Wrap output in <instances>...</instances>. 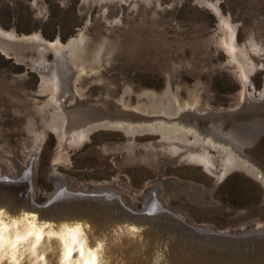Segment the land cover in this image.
<instances>
[{
  "label": "rangeland",
  "instance_id": "obj_1",
  "mask_svg": "<svg viewBox=\"0 0 264 264\" xmlns=\"http://www.w3.org/2000/svg\"><path fill=\"white\" fill-rule=\"evenodd\" d=\"M220 18L235 26L250 67L246 90L257 97L264 85V0H0V30L15 38L35 33L42 41L65 42L82 36L83 57L101 64L74 80L78 95L123 98L149 112L166 108L173 92L179 98L195 92L213 109L237 104L238 79L216 46ZM31 49L24 48L17 62L13 49L0 44V171L13 176L30 168L34 202L60 187L103 185L134 209L153 194L195 225L234 233L264 229V176L240 158L216 179L184 159L189 150L202 149L191 134L176 139L178 145L145 123L127 131L123 122H93L80 142L61 144L54 129L68 113L45 103L38 76L52 53ZM64 95L70 104L73 93ZM206 147L218 168L222 149Z\"/></svg>",
  "mask_w": 264,
  "mask_h": 264
},
{
  "label": "bare ground",
  "instance_id": "obj_2",
  "mask_svg": "<svg viewBox=\"0 0 264 264\" xmlns=\"http://www.w3.org/2000/svg\"><path fill=\"white\" fill-rule=\"evenodd\" d=\"M208 5L214 6L210 3ZM220 28L222 33L216 39V46L224 51L227 58L226 66L232 69L238 79L240 85L238 98L241 109L239 112H234L232 116H230L231 112L213 113L211 117L214 115L215 118L211 121L206 119L204 121L197 115L210 107L195 92L188 93L184 98H179L173 92L166 108L159 106L156 109L155 107V109H151V112L147 111V107L144 110L141 104L132 105L130 102H125L123 98L115 100L113 97V100L106 97L96 99L81 97L74 88V80L81 73L97 71L101 64L98 59L87 60L83 57L82 36L71 38L66 44H60L58 40L50 44L44 43L39 35L15 38L12 32L4 33V30L3 32L0 30V44L3 40L5 46L8 49H13V53L17 57L25 55L24 48L28 46V48H34L41 53L45 48L52 51V61L58 68L56 72L49 73L43 70L40 73L39 85L41 93L46 97L45 103H54L62 111L68 113L58 126L56 124L54 129L60 137L59 140L62 141L61 144L68 147L69 144L80 142L86 134L84 127L91 119L97 118L96 115L103 114L100 118L112 119L120 124L124 123L129 130L137 128L135 124L145 123L148 127H157L164 131L166 134L164 136L171 142L176 139L187 140L188 134H191L194 137L193 140L199 142L202 149L193 151L189 150L192 149L189 147L187 149L189 151L185 152L184 159L201 164L206 171L220 179L234 164V160L241 156L246 157L245 159L249 157L264 168V85L257 97L247 92L250 67L242 49L236 43L235 26L230 24L229 19L220 18ZM66 91H70L74 95L70 104L64 95ZM253 98L261 99V102L256 100L258 104L254 103L253 105L251 102ZM161 104L163 105V103ZM214 110L220 111L219 109ZM184 115L196 117L190 120L184 119ZM223 123L227 124L230 132L233 133L222 134ZM38 137L39 140L41 136ZM177 140L175 143L179 145ZM206 144L213 147L219 145L222 149L223 155H220L218 168L215 162L216 157L214 159L215 155L210 153ZM30 177V168L28 171L23 169L13 176L0 171V195L3 196L5 193L17 199L22 197L23 200H26L32 190L27 186L30 185L28 182ZM55 178L56 183L61 180L56 175ZM20 180L24 181V189H20L18 183ZM107 188L108 186L102 185L100 187L92 186L86 190L112 192ZM63 190L66 189L64 187L57 188L51 195L57 202L53 206L54 209L60 207V202L72 203L74 200L73 195L66 196L68 193ZM69 190L73 191L74 189ZM148 196L149 194L143 198L145 200L144 207L156 211L157 195L150 194ZM12 201L10 199L6 201L0 197V223L3 225V248L0 250V264H13L14 261L16 264H84L85 260L92 258L96 259L97 264H179L171 263L168 258H164L163 249L157 246V242L156 244L136 245L129 243L126 237L117 242V240H113L114 232L99 233L95 227L91 226L92 221L90 220L92 219L88 221L81 217L62 219L60 214L49 218L46 213L52 208L45 209L42 214L32 216L25 208L26 205L25 207L14 206ZM260 231L263 229H254L256 234H260ZM119 245L121 248H117Z\"/></svg>",
  "mask_w": 264,
  "mask_h": 264
},
{
  "label": "water",
  "instance_id": "obj_3",
  "mask_svg": "<svg viewBox=\"0 0 264 264\" xmlns=\"http://www.w3.org/2000/svg\"><path fill=\"white\" fill-rule=\"evenodd\" d=\"M32 34L37 35L35 33ZM29 35L31 34L16 35V37H27ZM71 38H76V36L70 37L69 39ZM69 39H67V41ZM43 40L44 43L50 44L56 40H58L60 44L67 42H62L59 37H54L52 40ZM48 51L52 53L51 50ZM6 53L10 54V52ZM14 56L10 55V57L14 58L17 62H21V58ZM52 60L53 53L51 60L44 65V68L39 69V81L41 76L40 73L43 70H45L44 72L46 73L56 72L58 66H55ZM55 63L58 62L55 61ZM26 69H30V66L27 65ZM237 99V104L233 107L222 108L219 109L220 111L210 108L203 113H197V115L200 119H206L208 121L215 118L214 115L211 117L213 113L219 114L221 112H231L230 116H232L234 112H239L241 109V107H239L240 100L239 98ZM256 100L261 102V99L253 98L251 100L253 105L254 103L258 104V101ZM51 105L54 107L57 106L54 103H51ZM237 105L238 107H236ZM95 112H97V110H95ZM101 115L103 114L96 115L98 117L91 119L87 125L93 122L98 125H114L115 123H118L112 119L108 120L100 118ZM184 117V119L192 120L195 119L196 116L191 117V115H184ZM223 125L224 128H222V134L228 135L233 133L230 132L231 130L228 128L229 126H227V124L223 123ZM119 126L126 127L124 124ZM220 126L222 127V125H219V127ZM130 129L131 130L127 129V131H132V128ZM240 158L243 161H246V166H253L254 171L259 172L261 176H264V168L255 163V161L251 160L249 157H247V159H245L246 157L244 156L238 157L234 160L235 163L237 161L242 162ZM28 182L30 181L28 180ZM18 183L20 189H24V181L20 180ZM27 186L32 189L31 184H28ZM63 191L68 193L66 196L73 195L74 200L72 203L74 204L60 202V207L57 209L53 208L57 202L51 197L52 194L47 200L39 203L33 201L31 192L26 197V200H23L22 197L17 199L13 196H8L5 193L3 196L0 195V197L6 201H8V199L13 200L12 202H14V206L25 207L26 205L25 208L29 210L28 212L32 216L42 214L45 209L52 208L46 213L49 218L53 217V215L60 214V216L63 217L62 219L76 217H81L87 221L92 219L90 220L92 221V223H90L91 226L95 227L99 233L101 232L104 234V232H114L113 240H117V242H120L123 237L128 238L129 243L136 245L156 244L157 242V246L163 249V257L168 258L171 263L264 264V229L263 231H260V234L254 233V229L251 232L242 233L212 229L187 222L182 215L177 213V211L170 208H164L158 203L156 211L146 209L147 207L134 209L125 205L117 195L113 194V192H91L81 189ZM106 237L107 239L109 238L108 235ZM117 248H121V246L119 245Z\"/></svg>",
  "mask_w": 264,
  "mask_h": 264
},
{
  "label": "snow or ice",
  "instance_id": "obj_4",
  "mask_svg": "<svg viewBox=\"0 0 264 264\" xmlns=\"http://www.w3.org/2000/svg\"><path fill=\"white\" fill-rule=\"evenodd\" d=\"M3 248V225L0 223V250ZM13 264H16L14 261ZM84 264H97V261L95 258H92L91 260H85Z\"/></svg>",
  "mask_w": 264,
  "mask_h": 264
}]
</instances>
